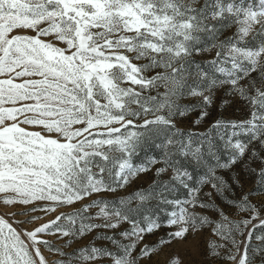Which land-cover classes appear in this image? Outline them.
<instances>
[{"label":"snow or ice","instance_id":"snow-or-ice-1","mask_svg":"<svg viewBox=\"0 0 264 264\" xmlns=\"http://www.w3.org/2000/svg\"><path fill=\"white\" fill-rule=\"evenodd\" d=\"M0 208V264H264V0H0Z\"/></svg>","mask_w":264,"mask_h":264},{"label":"rangeland","instance_id":"rangeland-1","mask_svg":"<svg viewBox=\"0 0 264 264\" xmlns=\"http://www.w3.org/2000/svg\"><path fill=\"white\" fill-rule=\"evenodd\" d=\"M0 211H4V209L0 208ZM162 234L163 233H158L156 236H149V237H147L146 242L155 241L158 238V236H160ZM49 238L54 240V238H52V237H49ZM91 239H92V237H88V240H91ZM85 242L86 241H79L78 243H74L72 247H77L78 244H82V243H85ZM57 243H62V242H57ZM45 254L47 255V251L46 250H45ZM155 259H157V258L154 257V260ZM159 259L162 261L164 259V257L161 256V257H159Z\"/></svg>","mask_w":264,"mask_h":264}]
</instances>
